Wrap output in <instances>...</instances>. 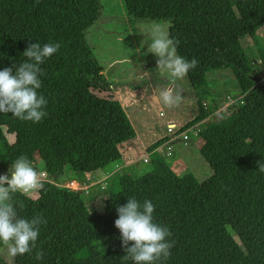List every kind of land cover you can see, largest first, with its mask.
<instances>
[{
	"label": "trees",
	"instance_id": "16d2710c",
	"mask_svg": "<svg viewBox=\"0 0 264 264\" xmlns=\"http://www.w3.org/2000/svg\"><path fill=\"white\" fill-rule=\"evenodd\" d=\"M124 2L136 20L170 21L171 46L196 91L207 89L210 71L234 75L240 94L224 117L205 124L228 103L207 107L205 91L175 134L202 127L213 176L200 183L175 173L155 153L168 138L148 149L145 174L125 166L137 134L122 105L103 95L111 86L86 35L101 0H0V178L25 167L50 180L37 199L0 187V235L16 248L15 264H264V80L242 45L264 28V0ZM99 175L108 176L100 214L65 184ZM0 264L8 263L0 256Z\"/></svg>",
	"mask_w": 264,
	"mask_h": 264
},
{
	"label": "rangeland",
	"instance_id": "374dc122",
	"mask_svg": "<svg viewBox=\"0 0 264 264\" xmlns=\"http://www.w3.org/2000/svg\"><path fill=\"white\" fill-rule=\"evenodd\" d=\"M101 4V16L86 35L111 86L110 92L103 95L112 96L122 105L137 134L123 150L125 166H138V177L145 174L150 170L144 163L149 156V147L168 138L170 143L155 153L166 157L169 166L180 177L192 174L200 183L207 181L213 176V171L200 153L198 134L202 127L192 128L172 141L177 136L169 132V124L173 121L170 126L177 132L192 121L198 113V94L205 91L211 93L207 107L213 101L229 103L205 124L222 119L225 108L236 102L235 98L240 94L234 75L228 70L210 71L207 89L196 91L171 46L170 21L136 20L129 16L124 0H101ZM256 44L264 47V28L253 39L248 37L242 41L245 53L257 68L259 79L264 80ZM150 155L154 156L153 153ZM118 166L121 165H112L109 172L117 171ZM39 167L43 169V163ZM17 171L29 173L30 168L18 167ZM108 176L92 178L90 184L83 187L76 182L65 184L82 191L90 208L98 209L100 214L104 212L108 198L100 186ZM30 197L37 199L38 193H32ZM15 251L14 245L0 235V256L8 264H15Z\"/></svg>",
	"mask_w": 264,
	"mask_h": 264
},
{
	"label": "built area",
	"instance_id": "2783aa9c",
	"mask_svg": "<svg viewBox=\"0 0 264 264\" xmlns=\"http://www.w3.org/2000/svg\"><path fill=\"white\" fill-rule=\"evenodd\" d=\"M174 124L171 122L169 124V132L176 134L175 127L170 126ZM181 136V135H180ZM178 137H175L172 141H175ZM188 137L185 136V139ZM49 178L45 172H41L38 174H34L31 171L29 173L18 172L16 170H12L10 172H6L0 178V187L4 184L12 185L19 187L24 193H32V192H40L42 184L45 182H49ZM70 188V186L68 185Z\"/></svg>",
	"mask_w": 264,
	"mask_h": 264
},
{
	"label": "crops",
	"instance_id": "0c3cea01",
	"mask_svg": "<svg viewBox=\"0 0 264 264\" xmlns=\"http://www.w3.org/2000/svg\"><path fill=\"white\" fill-rule=\"evenodd\" d=\"M227 104H229V103H227ZM227 104H226V105H227ZM171 122H173V121H171ZM173 123H174V122H173ZM168 143H170V142L167 141L164 145H168ZM164 145H163V146H164ZM163 146H162V147H163ZM162 147H160L158 150H160ZM149 148H150V147H149ZM126 167H127V166H126Z\"/></svg>",
	"mask_w": 264,
	"mask_h": 264
},
{
	"label": "water",
	"instance_id": "95a60500",
	"mask_svg": "<svg viewBox=\"0 0 264 264\" xmlns=\"http://www.w3.org/2000/svg\"><path fill=\"white\" fill-rule=\"evenodd\" d=\"M75 190V189H74Z\"/></svg>",
	"mask_w": 264,
	"mask_h": 264
}]
</instances>
